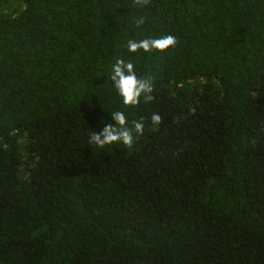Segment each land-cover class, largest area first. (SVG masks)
<instances>
[{
  "label": "trees",
  "instance_id": "16d2710c",
  "mask_svg": "<svg viewBox=\"0 0 264 264\" xmlns=\"http://www.w3.org/2000/svg\"><path fill=\"white\" fill-rule=\"evenodd\" d=\"M0 264H264V0H0Z\"/></svg>",
  "mask_w": 264,
  "mask_h": 264
},
{
  "label": "clouds",
  "instance_id": "9594fccd",
  "mask_svg": "<svg viewBox=\"0 0 264 264\" xmlns=\"http://www.w3.org/2000/svg\"><path fill=\"white\" fill-rule=\"evenodd\" d=\"M174 42L172 36H167L160 40H155L152 43L154 46L162 48ZM144 46L147 47V44ZM130 47L135 49L136 45L131 44ZM111 68L113 73L111 79L114 82L112 85L122 97L123 104L135 105L142 92L151 91L150 82L147 79H137L131 63L117 59ZM111 115L116 121V124H106L99 133L91 134L89 136V143L96 145L98 148H104L112 144H120L130 149L134 143L133 131L137 134L144 131L143 119L141 118V120L134 123L132 128H129L126 126V116L123 111H115ZM159 119L158 114L154 113L152 115L153 127L159 123Z\"/></svg>",
  "mask_w": 264,
  "mask_h": 264
}]
</instances>
